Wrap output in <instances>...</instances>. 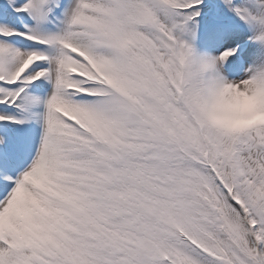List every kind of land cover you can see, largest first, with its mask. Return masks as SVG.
<instances>
[{
    "label": "snow or ice",
    "instance_id": "snow-or-ice-1",
    "mask_svg": "<svg viewBox=\"0 0 264 264\" xmlns=\"http://www.w3.org/2000/svg\"><path fill=\"white\" fill-rule=\"evenodd\" d=\"M0 264H264V0H0Z\"/></svg>",
    "mask_w": 264,
    "mask_h": 264
}]
</instances>
